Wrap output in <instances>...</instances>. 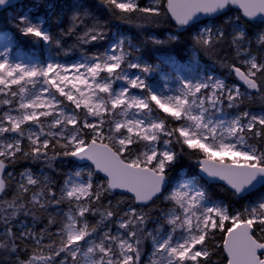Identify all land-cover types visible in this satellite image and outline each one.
Wrapping results in <instances>:
<instances>
[{"label": "snow or ice", "instance_id": "6c2138e0", "mask_svg": "<svg viewBox=\"0 0 264 264\" xmlns=\"http://www.w3.org/2000/svg\"><path fill=\"white\" fill-rule=\"evenodd\" d=\"M95 3L107 18L85 0L63 15L39 5L56 33L39 14L11 18L43 59L0 33V264H264V195L251 198L264 188V0ZM173 22L166 39L146 31ZM185 34L190 64L203 53L234 79L145 59ZM165 65L171 86L150 83ZM204 177L244 203L213 198Z\"/></svg>", "mask_w": 264, "mask_h": 264}, {"label": "trees", "instance_id": "16d2710c", "mask_svg": "<svg viewBox=\"0 0 264 264\" xmlns=\"http://www.w3.org/2000/svg\"><path fill=\"white\" fill-rule=\"evenodd\" d=\"M73 2V0H22L21 2L14 5L15 7H10L2 12H0V31H11L14 33L18 45H20L22 48H25L27 50L30 49H38L39 52H42L43 54L47 52V49L44 48L42 45H34L32 43L33 38L31 37H23L20 35V33L16 30L14 24L15 21H13L11 18L14 16L20 15L22 12H31L33 15L39 14L43 18L47 19V22L49 26L51 27V30L53 33H56L58 31L57 25L54 22L51 15L45 14V9L43 7H39L41 4H55L57 5V11L61 12L63 15L67 11V6L70 5ZM88 4L92 5L94 10L99 11L100 15L104 18H107V13L104 12L102 9L99 8L98 5H96L95 0H85ZM142 3H146L147 0H141ZM234 11V10H233ZM68 23L67 16H64L63 23L60 25V27H66ZM112 25V31L115 32L117 30V27L124 31L126 34L133 36L137 42L143 39V36L139 33V30L136 28H129L127 25L119 24L117 21H111ZM146 31L150 32L151 34L157 35L160 39H166L169 32H175V26L173 23H164L161 26L157 28H150ZM111 35V33H110ZM67 44L72 43V39H66L65 41ZM89 48H92V46H87ZM92 50H95L92 48ZM143 53L145 56V59L147 61L156 63V57H162L167 55H174L178 57L181 60H187L193 56L192 52V46L190 43V37H188L186 34L181 37V43L179 45H170V46H164V47H154L149 45L148 47L143 49ZM63 58V57H62ZM69 59H75V56L70 57ZM199 59L201 62L205 63L206 65L212 67L216 72L219 74H223L224 76L228 77L227 71L223 68H221L217 63H215V58H210L207 55H204L203 53L199 54ZM229 80L234 79V77H228ZM262 103L257 98L250 104V108L253 111H259L261 108ZM25 166H31V167H37L35 165H27L26 162H22L20 165H18V169L23 168ZM65 170H67L68 167H71V165H65ZM183 169L189 176L191 175H199V168L190 160L183 159L181 162V165L179 166ZM173 175L175 176L176 173L173 172ZM200 176V175H199ZM58 181L60 180V177H57ZM201 183H203L207 188L209 193L213 196V198L218 200H223L224 202L228 203L231 202L234 207H239L241 204L244 203V201H236L232 199L229 194L224 190V186L222 182H214L209 183L205 179H202ZM258 195H264V188L257 191V193H254L252 195V199H255ZM151 251V245L150 242L145 243V252ZM216 264H225L223 259V254H218L215 257H213Z\"/></svg>", "mask_w": 264, "mask_h": 264}, {"label": "rangeland", "instance_id": "374dc122", "mask_svg": "<svg viewBox=\"0 0 264 264\" xmlns=\"http://www.w3.org/2000/svg\"><path fill=\"white\" fill-rule=\"evenodd\" d=\"M40 18L41 19H45L42 16H40ZM2 32H4V31H0V33H2ZM6 32H8L10 35L14 36V40H15L14 52L15 51H19L22 55L25 56V58H40V59H43L47 55V52L43 54L42 52H39L38 49L27 50L25 48H22L20 45H18V42H17V39H16L14 33L11 32V31H6ZM167 56H171L178 64L183 65L186 72L188 70H191V71H207V72L213 73V74H215L217 76L221 75L218 72H216L212 67H210V66L206 65L205 63L201 62V60L199 58H198L199 67L197 68V66L195 64H190L189 63L190 58L187 59V60H181V59H179L178 57H176L174 55H167ZM62 59H69V58H62ZM173 74H174V69L171 66H169V65H165L162 72H157L156 74H154L152 77L149 78V82L150 83H154L157 86H163L164 79L162 77L167 75V77L169 78L170 86H171V77H172ZM225 78L229 79L226 76H225ZM183 172L186 173L185 171H183ZM149 227H151V225H149Z\"/></svg>", "mask_w": 264, "mask_h": 264}, {"label": "water", "instance_id": "95a60500", "mask_svg": "<svg viewBox=\"0 0 264 264\" xmlns=\"http://www.w3.org/2000/svg\"><path fill=\"white\" fill-rule=\"evenodd\" d=\"M21 1H22V0H12V4H13V5H16L17 3L21 2ZM8 8H10V7H6V8H4L3 10H0V12L6 10V9H8ZM201 19H202V20H205V19H207V18H205V17H201ZM199 175L202 176L203 174L199 173ZM203 179H205V180H206L207 182H209V183H214V181H209L206 177H204ZM215 182H218V181H215ZM222 183H223V182H222ZM260 189H262V188H260ZM260 189H258V190H260Z\"/></svg>", "mask_w": 264, "mask_h": 264}]
</instances>
